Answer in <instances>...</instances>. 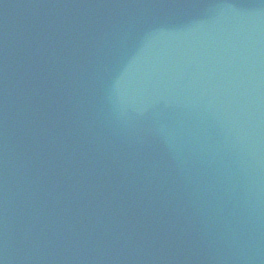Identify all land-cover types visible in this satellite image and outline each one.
Listing matches in <instances>:
<instances>
[{"label":"water","instance_id":"1","mask_svg":"<svg viewBox=\"0 0 264 264\" xmlns=\"http://www.w3.org/2000/svg\"><path fill=\"white\" fill-rule=\"evenodd\" d=\"M70 264H264V0H158Z\"/></svg>","mask_w":264,"mask_h":264}]
</instances>
